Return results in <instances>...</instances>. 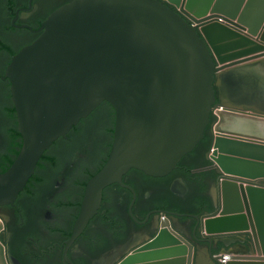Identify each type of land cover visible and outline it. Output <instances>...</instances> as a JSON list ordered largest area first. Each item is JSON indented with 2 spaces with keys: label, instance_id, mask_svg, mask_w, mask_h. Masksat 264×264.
Here are the masks:
<instances>
[{
  "label": "water",
  "instance_id": "obj_1",
  "mask_svg": "<svg viewBox=\"0 0 264 264\" xmlns=\"http://www.w3.org/2000/svg\"><path fill=\"white\" fill-rule=\"evenodd\" d=\"M259 66L264 0H0V264H264Z\"/></svg>",
  "mask_w": 264,
  "mask_h": 264
},
{
  "label": "flooded vegetation",
  "instance_id": "obj_2",
  "mask_svg": "<svg viewBox=\"0 0 264 264\" xmlns=\"http://www.w3.org/2000/svg\"><path fill=\"white\" fill-rule=\"evenodd\" d=\"M248 82H251L253 81V87H251V90L252 92L250 93V90L248 88V86H244L242 87V94H240V98L238 97V99H233V103L235 104L236 102L240 103V104H245V105H251V103H248V102H244L245 100H248V99H251L252 100H255L256 98H258V95L261 93L260 90H263L264 87H263V82L264 80L263 79H258L257 77H251L250 79L247 78ZM263 80V81H262ZM262 84V85H261ZM261 86V87H260ZM215 89L217 90V88L215 87ZM225 87L224 85L221 87V91H225ZM245 92V93H244ZM237 96V95H236ZM247 98V99H246ZM244 99V100H243ZM217 100H219L218 98V95H217ZM242 101V102H241ZM237 104V103H236ZM240 128H238L239 130H244V131H247V127L245 126V124H240L238 123L237 124ZM236 129V128H235ZM208 133L210 135V129H208ZM210 138H211V135H210ZM209 149H210V144H209V147H208V150L203 153V158H204V161H207V163L211 166V164L209 163L208 159H207V156H208V152H209ZM212 171L214 172L213 174L216 175L215 173V170L212 169ZM215 181H217V175L215 177ZM0 220L1 222L3 223V230L0 232V241L1 243L4 245L5 247V250H6V237H5V223L4 221L2 220V218L0 217Z\"/></svg>",
  "mask_w": 264,
  "mask_h": 264
},
{
  "label": "crops",
  "instance_id": "obj_3",
  "mask_svg": "<svg viewBox=\"0 0 264 264\" xmlns=\"http://www.w3.org/2000/svg\"><path fill=\"white\" fill-rule=\"evenodd\" d=\"M208 39L209 40H211L212 42L213 41H215V42H217L218 41V43H221L222 45H224L223 47H225V44L227 43L226 41H223L222 39H220L219 37H217L215 34H208ZM257 40V39H256ZM214 42V43H215ZM261 61H263V58H257V59H255V60H253V61H250V62H247L246 64H249V65H252V64H258V63H260ZM257 68V70L255 71V73L254 74H252V76L253 77H257L259 80L260 79H263L264 80V70H263V67H261V66H259V67H256ZM262 80V81H263ZM221 82V81H220ZM220 86H219V88L218 87H216L217 88V91H221V87L223 86V83L221 82V84H219ZM262 85V84H261ZM261 87V86H260ZM263 87H264V82H263ZM260 91H262V90H260ZM255 102V101H254ZM257 103H260V101L259 102H257ZM261 104V103H260ZM263 105V104H262ZM259 107H264V106H259ZM219 254V253H218ZM234 254V253H233ZM214 255H217V254H213L212 255V257L214 256ZM244 255H247V254H244Z\"/></svg>",
  "mask_w": 264,
  "mask_h": 264
},
{
  "label": "rangeland",
  "instance_id": "obj_4",
  "mask_svg": "<svg viewBox=\"0 0 264 264\" xmlns=\"http://www.w3.org/2000/svg\"><path fill=\"white\" fill-rule=\"evenodd\" d=\"M229 53V51H227L225 54H228ZM219 84H221V82L219 81V80H216L215 81V87H218L219 88ZM222 92L223 91H217V95H218V98L221 100V102H226V103H229L228 102V98H225L224 96H222ZM255 101V102H254ZM242 102V101H241ZM245 102H248V103H251V106H254V107H258V108H260L259 106L261 105V106H264V105H262V104H260V103H257L256 102V100H252V98L251 99H248V100H245ZM260 109H263V111H264V107H262V108H260Z\"/></svg>",
  "mask_w": 264,
  "mask_h": 264
},
{
  "label": "built area",
  "instance_id": "obj_5",
  "mask_svg": "<svg viewBox=\"0 0 264 264\" xmlns=\"http://www.w3.org/2000/svg\"><path fill=\"white\" fill-rule=\"evenodd\" d=\"M214 256H217V255H214ZM224 261H225L224 259L220 260L221 263H223Z\"/></svg>",
  "mask_w": 264,
  "mask_h": 264
}]
</instances>
